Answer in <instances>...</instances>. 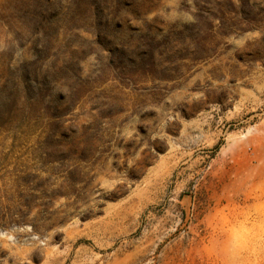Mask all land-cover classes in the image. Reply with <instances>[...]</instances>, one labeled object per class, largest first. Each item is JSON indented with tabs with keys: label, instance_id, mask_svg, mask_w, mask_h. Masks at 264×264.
Returning a JSON list of instances; mask_svg holds the SVG:
<instances>
[{
	"label": "rangeland",
	"instance_id": "rangeland-1",
	"mask_svg": "<svg viewBox=\"0 0 264 264\" xmlns=\"http://www.w3.org/2000/svg\"><path fill=\"white\" fill-rule=\"evenodd\" d=\"M0 264H264V0H0Z\"/></svg>",
	"mask_w": 264,
	"mask_h": 264
}]
</instances>
